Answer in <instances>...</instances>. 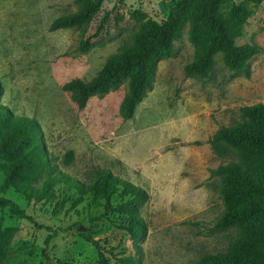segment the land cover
Returning a JSON list of instances; mask_svg holds the SVG:
<instances>
[{
  "label": "rangeland",
  "instance_id": "rangeland-1",
  "mask_svg": "<svg viewBox=\"0 0 264 264\" xmlns=\"http://www.w3.org/2000/svg\"><path fill=\"white\" fill-rule=\"evenodd\" d=\"M172 1L103 0L84 33L98 44L80 53L79 30L48 31L52 20L76 10L73 0H0V104L38 123L63 173L87 182L94 169L109 170L148 196L139 209L146 235L135 249L119 229L122 217L96 219L102 207L90 205L88 196L75 203L77 195L57 185L55 199L36 203L11 188L0 191L33 220L0 208V229H15L3 264H97L86 232L108 252L109 264H193L205 253L223 252L235 237L233 230L206 231L222 210L219 182L210 170L228 161L212 154L208 139L238 121L240 107L264 105V0L249 7L242 35L234 40L259 48L248 61V77L227 70L220 55L208 79L185 77L183 67L192 58L185 26L130 119L118 114L125 82L92 96L82 109L61 90L72 79L89 80L129 41L136 29L129 11L139 9L159 23ZM66 151L72 152L67 166ZM47 228L56 235L45 245Z\"/></svg>",
  "mask_w": 264,
  "mask_h": 264
},
{
  "label": "trees",
  "instance_id": "trees-1",
  "mask_svg": "<svg viewBox=\"0 0 264 264\" xmlns=\"http://www.w3.org/2000/svg\"><path fill=\"white\" fill-rule=\"evenodd\" d=\"M103 0H73L74 12L51 21L48 31L76 29L80 31L76 51L86 52L98 44L84 38ZM262 0H173L165 19L156 22L139 9L128 12L136 29L129 41L108 55L89 80L72 79L61 86L77 109H82L92 96H101L125 82V93L118 114L123 120L132 117L134 108L151 89L157 64L173 55V43L187 26V41L192 47V58L183 67L188 78L208 79L215 65L214 56L220 55L223 66L234 73L249 75L248 61L257 53L255 45H236L242 27L250 16V6ZM105 16L96 31L102 28ZM1 94V85H0ZM214 156L228 161L210 170L218 179V193L222 210L206 227L207 232L233 230L235 237L223 252L198 257L193 264H264V105L252 104L239 108V120L217 129L208 139ZM55 156L48 153L38 123L13 114L0 104V191L11 188L25 201L48 202L56 198L55 186L73 191L75 203L85 196L89 204L101 206L102 214L122 217L121 229L133 243L142 241L146 226L139 209L148 196L146 192L109 170L94 169L89 180L83 182L63 173L55 164ZM72 161L66 151L62 163ZM118 200V202H114ZM114 202V203H113ZM0 208H7L17 218L33 223L30 216L12 201L0 197ZM45 237V245L56 232ZM14 228L0 229V264L4 263ZM97 255V264H109L108 253L86 232ZM58 264H64L57 261Z\"/></svg>",
  "mask_w": 264,
  "mask_h": 264
},
{
  "label": "water",
  "instance_id": "water-1",
  "mask_svg": "<svg viewBox=\"0 0 264 264\" xmlns=\"http://www.w3.org/2000/svg\"><path fill=\"white\" fill-rule=\"evenodd\" d=\"M80 230H82V229L80 228Z\"/></svg>",
  "mask_w": 264,
  "mask_h": 264
}]
</instances>
